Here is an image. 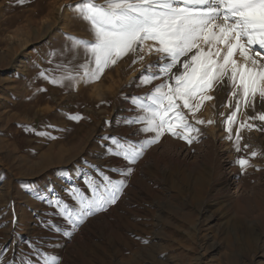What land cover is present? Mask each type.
<instances>
[{"label": "rangeland", "instance_id": "rangeland-1", "mask_svg": "<svg viewBox=\"0 0 264 264\" xmlns=\"http://www.w3.org/2000/svg\"><path fill=\"white\" fill-rule=\"evenodd\" d=\"M24 1L15 10L0 6V264H21L33 243L60 264H264V121L249 119L264 113V101L257 97L254 107L237 113L228 139L225 121L236 99L225 79L196 113L205 123L195 124L189 115L200 130L199 142L166 133L135 164L108 156L104 137L136 141L154 135L137 136L140 125L122 121L137 114L126 98L163 83L137 86L159 58L145 55L133 63L137 55L130 53L99 80L85 82L80 65L88 57L65 37L93 39L89 24L73 10L82 0ZM38 3L51 11L46 26L53 24L39 30L38 41L33 30L16 36L21 24L7 21L17 11L26 17ZM69 73L78 78L62 86L50 82ZM241 123L254 127L241 130ZM241 158L250 167L241 169ZM117 167L132 172L121 176L112 171ZM101 173L127 186L114 205L73 231L49 201L74 206L69 189L90 197L84 180H102ZM231 179L243 189L237 191L236 183L228 188ZM49 221L71 235L52 231Z\"/></svg>", "mask_w": 264, "mask_h": 264}, {"label": "snow or ice", "instance_id": "snow-or-ice-1", "mask_svg": "<svg viewBox=\"0 0 264 264\" xmlns=\"http://www.w3.org/2000/svg\"><path fill=\"white\" fill-rule=\"evenodd\" d=\"M73 10L89 24L93 35L92 40H85L65 34L72 41V48H83L88 57L80 65L83 72L79 79L99 80L106 69L130 53L137 55L133 63L142 62L145 55L155 54L159 58L157 63L148 65L137 86L161 79L163 83L143 96L126 98L137 114L122 121L128 126L140 125L137 136L154 135L136 141L123 136L104 137L108 141L105 151L108 156L135 164L166 133L189 144L199 142L200 130L195 124L205 121L196 119V113L206 101L214 99L210 93L225 79L231 88L230 96L236 99L235 110L225 121L228 139H233L232 124L237 113L242 108L254 107L257 97L264 101V0H104V3L82 0ZM237 55L243 62L235 58ZM77 78L69 73L50 82L62 86L64 80ZM225 106L230 107L231 103ZM189 115L195 124L189 122ZM249 119L264 121V113ZM245 127L252 130L254 126L240 124L241 130ZM241 139L238 132L237 151ZM252 155L255 157L257 153ZM236 163L241 169L250 167L247 159H238ZM112 171L128 176L132 169L117 167ZM101 176L102 180L86 176L84 183L90 197L79 188L69 189L74 206L62 200L49 201L57 208L55 215L63 217L73 231L87 218L114 205L127 186L123 179L114 180L103 173ZM47 223L52 231L71 235L67 228ZM21 264H60V261L33 243L32 251L22 257Z\"/></svg>", "mask_w": 264, "mask_h": 264}, {"label": "crops", "instance_id": "crops-1", "mask_svg": "<svg viewBox=\"0 0 264 264\" xmlns=\"http://www.w3.org/2000/svg\"><path fill=\"white\" fill-rule=\"evenodd\" d=\"M39 1V0H38ZM37 1V2H38ZM6 2V3H5ZM17 2H18V0H14V3H12V1L11 0H4V2H3V5H1L0 4V6L1 7H3V6H5L8 10H15V9H17L16 8V4H17ZM25 2V1H24ZM6 4V5H5ZM31 10V13L29 14V15H27L26 17H24L23 18V15H21V12L20 11H17V12H15V14H14V18H10L7 22H8V25H11V24H17V23H19V24H21V29L16 33V36H21L23 33H25V30H27V29H29L30 31H28L29 33H31L32 31L31 30H33V33L34 34H36L37 36H38V34H39V32H38V30H36L35 28L36 27H32V26H30V27H28V25L30 24V23H32V22H36L37 23V26L40 24V23H42V22H44V20L49 16V15H51V13H49V12H51V11H49V10H47V11H45L44 9H42L41 8V5L38 3L37 4V6H36V9H34V8H31L30 9ZM53 14V13H52ZM52 16V15H51ZM48 17L49 19L50 18H52V17ZM47 18V20H49ZM38 19H41L40 21V23H39V21H38ZM2 24V22L0 21V25ZM27 25V26H26ZM42 25V24H41ZM46 25H44V27H45ZM27 29H26V28ZM32 28V29H31ZM39 30H41L42 31V29H39ZM36 31V32H35Z\"/></svg>", "mask_w": 264, "mask_h": 264}, {"label": "bare ground", "instance_id": "bare-ground-1", "mask_svg": "<svg viewBox=\"0 0 264 264\" xmlns=\"http://www.w3.org/2000/svg\"><path fill=\"white\" fill-rule=\"evenodd\" d=\"M48 17H50V15H49ZM48 17H47V18H48ZM47 18L44 20V22H42V25H41V26H39V25L37 26V23H36V22H32V23H30V24L28 25V27H30V26H32V27H36V28H38V31H39V29H41V28H43V29H47V28H49V27L53 24V23H52L49 27L46 26L47 28L44 27V25H46V23H47ZM48 19H49V18H48ZM49 20H50V19H49ZM55 24H56V23H55ZM47 25H48V24H47ZM26 26H27V25H26ZM28 27H27V28H28ZM25 28H26V27H25ZM27 28H26V29H27ZM36 28H35V29H36ZM31 29H32V28H31ZM43 29H42V30H43ZM26 31H30V30L27 29V30H25V32H26ZM47 31H48V30H47ZM47 31H46V32H47ZM28 33H29V32H28ZM42 34H43V32L39 31V36H38V38H37V41H38L39 39H41V37H43ZM25 35H26V34H25ZM27 35H28V34H27ZM46 36H47V35H46ZM26 37H27V36H26ZM30 38H31V36H30ZM28 39H29V38H28ZM32 40H33V38H32ZM26 41H27V40H26ZM28 41H29V40H28ZM32 42H33V41H32ZM0 46H2V45H0ZM235 58H236L238 61L243 62L242 58L239 57V55H237ZM8 59H9V57H8ZM11 61H12V60H11ZM257 103H258V102H257ZM201 115H202V114H201ZM87 133H88V132H87ZM219 137H220V136H219ZM214 139H215V138H214ZM216 140H217V139H216ZM217 141H218V140H217ZM215 142H216V141H215ZM224 146H225V145H224ZM170 147H171V146H170ZM68 148H69V147H68ZM165 150H166V149H165ZM168 150H169V149H168ZM223 150H224V149H223ZM225 151H226V150H225ZM173 152H174V151H173ZM164 154H165V153H164ZM169 154H170V152H169ZM168 156H169V155H168ZM171 157H172V156H171ZM173 158H174V157H173ZM177 158H178V157H177ZM178 159H179V158H178ZM147 160H148V159H147ZM147 162H148V161H147ZM228 167H229V166H228ZM227 170H229V168H228ZM228 173H229V172H225V175H228ZM230 175H231V174H230ZM233 175H235V174H233ZM228 178H229V177H228ZM233 179H235V177H233ZM233 179H231V180H233ZM233 181H234V182H232V184L227 183V184H228V185H227L228 188H229V187H233V188H234L233 183H236V181H235V180H233ZM229 182H231V181H229ZM238 183H239V182H238ZM238 183H236L235 185H237ZM243 185H244V184H243ZM227 186H226V187H227ZM236 188H237V189H236L237 191H239L240 189H243V188L240 186V184H238ZM236 193H237V192H236ZM82 240H83V239H82ZM157 246H158V245H157Z\"/></svg>", "mask_w": 264, "mask_h": 264}]
</instances>
